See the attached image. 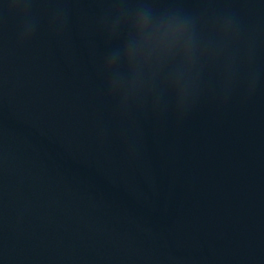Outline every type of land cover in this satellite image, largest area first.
I'll use <instances>...</instances> for the list:
<instances>
[{
	"label": "water",
	"instance_id": "water-1",
	"mask_svg": "<svg viewBox=\"0 0 264 264\" xmlns=\"http://www.w3.org/2000/svg\"><path fill=\"white\" fill-rule=\"evenodd\" d=\"M0 264H264V0H0Z\"/></svg>",
	"mask_w": 264,
	"mask_h": 264
},
{
	"label": "clouds",
	"instance_id": "clouds-1",
	"mask_svg": "<svg viewBox=\"0 0 264 264\" xmlns=\"http://www.w3.org/2000/svg\"><path fill=\"white\" fill-rule=\"evenodd\" d=\"M13 2L15 5V3H17V0H13ZM21 10H23V8H21ZM152 15H153L152 9L147 6H143L139 10V15L137 19L139 22L143 23V22H146L148 19H150ZM190 24H191V21L188 18H180L170 26L173 27L177 32H182V31L188 30L190 27ZM191 41H192V38H190L189 42Z\"/></svg>",
	"mask_w": 264,
	"mask_h": 264
}]
</instances>
